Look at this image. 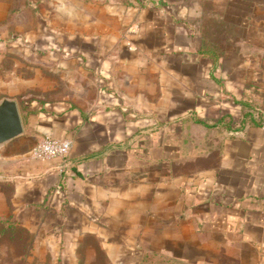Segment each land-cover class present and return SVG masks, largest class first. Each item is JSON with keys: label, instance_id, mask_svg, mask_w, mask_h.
Wrapping results in <instances>:
<instances>
[{"label": "crops", "instance_id": "0c3cea01", "mask_svg": "<svg viewBox=\"0 0 264 264\" xmlns=\"http://www.w3.org/2000/svg\"><path fill=\"white\" fill-rule=\"evenodd\" d=\"M16 1L0 0V22L12 21ZM18 1L39 7L50 29L41 46L84 59L91 82L22 117L25 134L0 147V218L117 232L118 246L136 252L214 235L209 246L264 264V123L242 122L240 104L254 95L248 42L217 45L214 69L185 0ZM47 134L72 141L66 158L31 156Z\"/></svg>", "mask_w": 264, "mask_h": 264}, {"label": "rangeland", "instance_id": "374dc122", "mask_svg": "<svg viewBox=\"0 0 264 264\" xmlns=\"http://www.w3.org/2000/svg\"><path fill=\"white\" fill-rule=\"evenodd\" d=\"M137 1L141 5L150 2ZM127 2L136 4V0ZM19 3L22 1H16L12 21L0 22V100L15 99L21 114L27 118L28 113L38 112L47 102L84 93L91 80L84 59L60 56L56 53L58 48L41 46L39 37L50 29L39 20V7H23ZM185 4L192 21L189 25L199 28L204 38L223 45L227 38L235 36L240 43L246 40L254 49L255 81L250 92L254 94L255 106L264 113V0H185ZM84 9L76 8L82 20H85ZM79 66L82 68L78 69ZM6 221L13 222L14 227L7 228ZM57 228L30 230L29 225L21 226L14 220L0 218V264H141L146 252L165 256L159 262L147 264H252L244 262L246 255L240 260L238 254V261L232 248L209 246L214 242V235L205 238L195 233L185 238V244L181 242L175 247L166 246L167 242L162 240L155 245L156 250L146 247L136 252L134 248L118 246V240L112 237L117 232L84 236L83 232L78 235L69 229L63 230L62 225L58 231Z\"/></svg>", "mask_w": 264, "mask_h": 264}, {"label": "trees", "instance_id": "16d2710c", "mask_svg": "<svg viewBox=\"0 0 264 264\" xmlns=\"http://www.w3.org/2000/svg\"><path fill=\"white\" fill-rule=\"evenodd\" d=\"M201 54L212 59L213 64H214V69H215V67L217 66V64L220 60V56H221V51L219 50L217 45L203 37L202 46H201ZM240 104H242L244 106V108L247 110L243 115L242 122L247 121V122H252L254 124L264 123V113L261 112V110H258V108L255 106V102H253V101H241L240 100ZM22 117H24V116L22 115ZM223 118H229L230 122H233V118L230 114L225 115L224 117H222V119ZM196 121L199 123H202L204 125H208L201 119L196 118ZM5 225H7V228H9V226L14 227L15 224L11 221L10 222L6 221ZM163 256H164L163 254L157 253V252H146V253H144L140 263L141 264H147V263H151L154 260L155 261L158 260V262H159L163 258ZM168 260L170 262H174L169 257H168Z\"/></svg>", "mask_w": 264, "mask_h": 264}, {"label": "water", "instance_id": "95a60500", "mask_svg": "<svg viewBox=\"0 0 264 264\" xmlns=\"http://www.w3.org/2000/svg\"><path fill=\"white\" fill-rule=\"evenodd\" d=\"M25 134L18 102L13 98L0 100V147Z\"/></svg>", "mask_w": 264, "mask_h": 264}, {"label": "built area", "instance_id": "2783aa9c", "mask_svg": "<svg viewBox=\"0 0 264 264\" xmlns=\"http://www.w3.org/2000/svg\"><path fill=\"white\" fill-rule=\"evenodd\" d=\"M72 150V141L65 138H58L50 134L42 137L31 149V156L40 160H51L55 158H66ZM66 164L61 167L64 171Z\"/></svg>", "mask_w": 264, "mask_h": 264}]
</instances>
